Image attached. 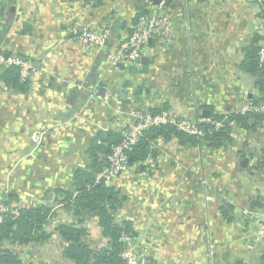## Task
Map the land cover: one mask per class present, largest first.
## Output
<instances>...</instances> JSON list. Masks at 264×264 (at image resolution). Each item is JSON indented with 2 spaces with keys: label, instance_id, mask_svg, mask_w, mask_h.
<instances>
[{
  "label": "crops",
  "instance_id": "crops-1",
  "mask_svg": "<svg viewBox=\"0 0 264 264\" xmlns=\"http://www.w3.org/2000/svg\"><path fill=\"white\" fill-rule=\"evenodd\" d=\"M140 3L0 0V52L26 57L39 71L26 92L0 83V202L52 209L48 239L4 244L22 264H75L63 255L67 241L57 228L77 218L56 189H73L75 171L89 166L90 150L118 131L129 109L177 101L207 117L243 105L244 86L251 100L260 97L253 78L242 84L236 72L246 48L259 42L254 0H166L172 42H151L135 67L114 65ZM105 23L110 34L98 53L70 32ZM232 133L233 142L218 148L159 138L155 156L114 180L122 197L115 218L132 222L136 249L147 248L154 264H264V121L254 131L232 124ZM82 225L94 251L107 246L96 216L86 214Z\"/></svg>",
  "mask_w": 264,
  "mask_h": 264
},
{
  "label": "trees",
  "instance_id": "trees-1",
  "mask_svg": "<svg viewBox=\"0 0 264 264\" xmlns=\"http://www.w3.org/2000/svg\"><path fill=\"white\" fill-rule=\"evenodd\" d=\"M148 12L147 6L140 3L131 24L137 23L139 16ZM128 30L129 35L133 28L130 27ZM258 44L259 42L246 48L244 58L239 64L243 72L253 77L255 89L260 94L259 98L252 100L254 104L264 101V62L259 61ZM30 81L31 79H21L17 65L0 66V83L6 88L26 92L30 88ZM166 106L167 104H164L160 107H150L147 110L154 115ZM198 110L200 111L199 108ZM207 117L211 122L201 123L200 127L204 131L202 135L188 134L170 123L146 129L139 141L126 150L129 165L143 162L149 156H155L154 142L159 138L176 139L180 145H206L209 148L226 146L233 142L232 124L241 129L254 131L264 121V112L218 113L210 110ZM215 122H220L221 125L216 126ZM120 140L119 131H108L106 138L101 139L100 146L90 150L92 160L89 166L86 169L75 171L73 189L71 191L56 189V192L63 196L64 207L71 209L77 218V222L61 224L57 228L62 238L67 241L62 253L75 264H124L120 256V251L125 245L122 235L135 236L136 232L130 220H116L115 218V212L122 204L119 192L113 186L95 182V175L105 165L106 155L110 152L111 145L119 143ZM98 153L102 156L99 157ZM258 155L259 164L264 167V147L260 149ZM51 214L52 209L47 205L18 206V215L6 213L0 223V264H22L15 252L4 246L6 242L22 244L48 239L49 233L45 231L44 224ZM86 214L98 218L103 234L108 237L107 246L97 251H94L84 240L88 231L84 225L81 226V223Z\"/></svg>",
  "mask_w": 264,
  "mask_h": 264
},
{
  "label": "built area",
  "instance_id": "built-area-1",
  "mask_svg": "<svg viewBox=\"0 0 264 264\" xmlns=\"http://www.w3.org/2000/svg\"><path fill=\"white\" fill-rule=\"evenodd\" d=\"M143 3L149 9L146 14H141L137 23L132 25V32L127 37L121 39L111 57V63L121 67L137 66L143 57H146V51L151 42L157 44L171 43L174 39V22L172 14L166 5V0H143ZM252 12L255 15L253 32L259 38L258 58L264 62V0H254ZM70 32L75 38L92 53H98L107 45L110 34V28L107 23L98 28L90 27H72ZM14 64L19 67L21 79H30L32 76L39 74L38 69L33 62L26 57L12 56L5 57L0 52V66ZM236 72L241 77L242 84L245 75L239 66ZM251 76V75H250ZM252 77V76H251ZM253 78V77H252ZM254 81V79H253ZM255 87V86H254ZM252 88L244 86L243 105L233 109V112L260 111L264 112V101L256 104L250 99ZM111 95H106V99ZM198 107H184L177 101L167 103V106L156 114H152L146 109L133 108L125 112L123 125L118 131L121 134V140L110 147V152L106 155L105 165L96 173L95 182H102L107 186H112L114 180L121 174L125 173L130 165L126 150L135 145L144 131L150 127L160 124L170 123L177 129L191 135H202L203 129L201 123L211 122L208 117H203ZM220 126V122H215ZM18 215V206H10L5 202H0V223L3 221L6 213ZM117 220V219H116ZM260 233L264 235V217L263 224L260 225ZM134 236L123 234L122 239L125 242L120 256L124 264H154L148 257V249L138 250L134 245Z\"/></svg>",
  "mask_w": 264,
  "mask_h": 264
},
{
  "label": "water",
  "instance_id": "water-1",
  "mask_svg": "<svg viewBox=\"0 0 264 264\" xmlns=\"http://www.w3.org/2000/svg\"><path fill=\"white\" fill-rule=\"evenodd\" d=\"M154 2L157 3L158 0H155ZM105 46H106V45H104L103 48H104ZM145 59H146V57H143V58L141 59V61H144ZM124 93H125V92L122 91V90L119 91V95H122V94H124ZM207 113H208L207 110H206V111H205V110L203 111V115H204V116H207ZM94 145H95V143H94ZM241 164H242L243 166H245V165L247 164V158H243L242 161H241Z\"/></svg>",
  "mask_w": 264,
  "mask_h": 264
}]
</instances>
